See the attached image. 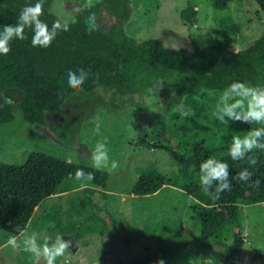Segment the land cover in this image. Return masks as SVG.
<instances>
[{
    "label": "trees",
    "instance_id": "1",
    "mask_svg": "<svg viewBox=\"0 0 264 264\" xmlns=\"http://www.w3.org/2000/svg\"><path fill=\"white\" fill-rule=\"evenodd\" d=\"M53 1L44 0L40 16L49 29L58 18L50 11ZM210 1L213 9L223 10L232 0ZM254 1L264 16V0ZM35 2L0 0V25H14L21 9ZM91 4L92 7L68 4L73 16V20L68 21L69 30L60 31L49 47H33L34 31L26 27V39L14 38L10 42L11 51L0 55V125L12 122L20 110L26 122L45 126L50 116L65 114L63 109L71 102L79 115L76 124L71 130L53 126L61 144L71 147L78 139L81 122L99 108L111 114L132 108L135 110L131 113L133 121L143 123L148 118L173 114L182 108L189 95L202 91L222 92L233 81L264 85V32L237 51L230 49L226 38L204 46L172 47L161 38L138 40L126 32L125 26L132 15L129 0H96ZM92 13H95V27L88 20ZM196 15L197 10L191 7L180 12V18L190 25ZM80 68L87 73L85 83L80 88L69 87V69L79 72ZM11 92L18 95L17 100L12 105L5 104L6 95ZM157 100L154 106H148L150 101ZM186 118L194 130H209L196 119ZM66 125L71 127L68 122ZM139 141L147 148L166 151L180 165V170L163 175L147 167L139 168L131 193L150 195L165 185L182 190L197 203L193 211L205 248L224 241L228 227L235 230L229 253L221 263L227 264L245 244L241 207L264 202V152L250 153L259 158L258 164L251 166L247 160L233 161L228 156V144L210 149L205 141L179 140L175 145ZM209 156L227 162L230 168L232 190L222 192L219 199L204 194L199 183L200 164ZM244 168L253 173V180L260 181L258 189L232 179ZM77 169L93 172L95 179L90 182L106 189L109 179L106 171L42 152H30L22 165L0 161V230L18 236L15 226L25 230L36 207L45 198L55 195L67 177L74 178ZM156 243L152 254L164 263L187 245L179 232L160 237Z\"/></svg>",
    "mask_w": 264,
    "mask_h": 264
},
{
    "label": "rangeland",
    "instance_id": "2",
    "mask_svg": "<svg viewBox=\"0 0 264 264\" xmlns=\"http://www.w3.org/2000/svg\"><path fill=\"white\" fill-rule=\"evenodd\" d=\"M129 1L132 15L125 29L138 40L161 38L172 47L191 48L194 44L204 46L226 38L230 49L237 51L264 32V16L254 0H232L223 10L213 9L210 0ZM69 3L86 4V0H54L50 11L58 18L72 21ZM187 7L197 10L192 25L180 18L181 10ZM222 92L202 91L198 95H189L182 108L173 114L148 118L143 123L133 121L131 113L135 110L132 108L112 114L99 108L81 122L78 139L71 147L61 144L53 126L73 128L79 118L73 103L65 106V114L50 116L45 126L26 122L22 112L17 111L12 122L0 125V161L22 165L30 152L37 151L92 167L91 151L98 141L106 138L109 162L114 160L119 165L114 171L101 170L109 175L106 189L90 181L67 177L55 195L45 198L36 207L24 231L28 235L37 233L39 242L55 232L66 240L74 239L82 253L76 257L69 249L57 258L56 264H75L79 260H96L100 264H158L152 254L157 240L175 232L186 239L187 245L164 264H221L229 253L235 231L232 227L227 228L224 241L205 248L193 211L197 206L194 199L171 185L145 196H135L131 189L139 168L147 167L163 175L180 170V165L166 151L147 148L140 139L169 145H175L179 140L188 143L205 141L212 149L228 144L236 132L245 134L250 125L239 122L228 125L215 118L216 104ZM17 96L12 92L6 95L15 102ZM158 101H150L148 106L152 107ZM189 110L194 115L187 116L208 126L207 132L191 127L184 115ZM97 119L99 134L95 133ZM67 122L71 127H67ZM241 216L245 244L227 264H264V202L243 205ZM10 236L0 230V264H35L34 255L24 250L25 237L16 236L20 247L13 248L7 242ZM40 264L46 262L42 259Z\"/></svg>",
    "mask_w": 264,
    "mask_h": 264
},
{
    "label": "clouds",
    "instance_id": "3",
    "mask_svg": "<svg viewBox=\"0 0 264 264\" xmlns=\"http://www.w3.org/2000/svg\"><path fill=\"white\" fill-rule=\"evenodd\" d=\"M44 0H36L34 4H27L21 9L17 21L14 25H0L3 32L0 33V55H7L11 51L10 42L15 39H26L24 35L25 28H32L34 35L31 43L33 47H49L60 31L69 30V22L62 18H57L49 29L47 23L40 19L43 15ZM86 6L92 7L91 0H86ZM88 20L95 27V13L90 14ZM92 29H89L91 34ZM68 86L71 88H80L87 78V73L83 68L79 72L69 69ZM5 104L15 103L10 97H5ZM184 115H194L189 110ZM215 118L223 124L230 122L246 123L250 125L245 134L236 132L228 143V156L233 161L247 160L251 166H256L259 158L250 155L259 150L264 152V85H249L245 82L233 81L223 90L216 104L214 112ZM227 117V119H225ZM251 125H260L251 127ZM100 123L97 119L95 133L99 134ZM107 139L98 141L91 151L90 159L92 167L96 170L108 169L114 171L119 167L118 162L111 160L109 162ZM229 164L209 156L200 164L199 183L204 194L212 199H219L220 194L232 190L231 180L229 179ZM253 173L248 168L242 169L232 179L247 183L249 187L259 188L260 181L253 180ZM78 181H92L95 179L93 172L85 173L83 169H77L75 177ZM215 182V183H214ZM83 186V185H82ZM15 231L25 237L22 244L24 250L31 252L35 257V264H40L43 259L46 264H56L58 257L64 256L65 252L72 246L71 239H64L59 232L50 236H45L42 242H39L38 234L33 232L28 235L19 225L15 226ZM8 244L13 248H19L16 236L8 238ZM158 264H164L163 260Z\"/></svg>",
    "mask_w": 264,
    "mask_h": 264
},
{
    "label": "water",
    "instance_id": "4",
    "mask_svg": "<svg viewBox=\"0 0 264 264\" xmlns=\"http://www.w3.org/2000/svg\"><path fill=\"white\" fill-rule=\"evenodd\" d=\"M72 240V246L70 247V251L76 256L78 257L82 252L78 249V246L76 244V242L74 241L73 238H69ZM75 264H100L99 261L96 260H89L87 262L79 260V262H76Z\"/></svg>",
    "mask_w": 264,
    "mask_h": 264
}]
</instances>
